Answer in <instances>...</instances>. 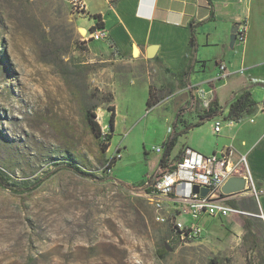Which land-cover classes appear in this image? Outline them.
<instances>
[{
  "label": "rangeland",
  "instance_id": "374dc122",
  "mask_svg": "<svg viewBox=\"0 0 264 264\" xmlns=\"http://www.w3.org/2000/svg\"><path fill=\"white\" fill-rule=\"evenodd\" d=\"M1 19L0 170L11 183L25 187L69 159L94 178L59 169L29 193L0 187V264L257 261L264 252V229L257 213L251 216L255 235H244L247 214L203 216L195 222L205 234L179 241L171 238L168 224L156 220L154 206L135 186L157 169L161 153L155 147L167 138L176 110L186 108L179 109L178 129L197 120L201 103L197 98L189 101L184 80L149 63L118 60L113 52L105 53V40L85 45L81 27L88 30L92 21L73 13L68 0H18L1 9ZM206 50L204 80L213 77L217 55V49ZM247 77L238 73L229 84L242 87ZM226 88L218 90L220 99ZM111 104L114 129L108 149L102 151L84 114L94 108L107 132L106 108ZM223 118L206 119L179 135L172 161L185 145L202 154L218 149L223 132H215L214 124L219 119L222 126ZM112 156L116 161L108 173ZM179 219L193 222L187 209ZM163 247L168 251L160 258L157 250Z\"/></svg>",
  "mask_w": 264,
  "mask_h": 264
},
{
  "label": "crops",
  "instance_id": "0c3cea01",
  "mask_svg": "<svg viewBox=\"0 0 264 264\" xmlns=\"http://www.w3.org/2000/svg\"><path fill=\"white\" fill-rule=\"evenodd\" d=\"M83 2L90 15L94 13L101 15L102 28L107 34V38L103 39L106 42L105 53L113 52L118 60L123 62L149 63L154 69L166 70L172 75H176L188 56V23L196 25L197 62L187 79L191 85L197 87V90L209 92L212 99L215 98L222 107L223 112L217 117H224V123L219 126L217 133L222 131L223 135L217 140L219 145L216 146L219 148L212 149L209 154H202L188 145L184 148L202 155L227 149L231 152L232 161L237 160L240 155H245L248 168L258 188L263 192L257 201L253 197L245 196L230 203L237 207L241 206L250 217L254 215L253 213H261L262 217L258 215L257 217L261 218L264 229V0L243 2L83 0ZM90 6L93 8L92 11L89 9ZM210 15L213 16L211 19ZM93 23L92 21L90 26ZM236 23L238 30L244 29V39L243 41L235 39L231 47L228 45L230 30ZM81 28L86 30L84 26ZM151 49L153 56L148 57ZM206 49H217V55L213 57V77L204 80L201 78L208 60ZM228 49H231L229 55ZM219 64H224L226 70V76L222 79L216 78ZM243 72L247 73L248 77L243 81L242 87L230 86L229 79ZM177 79L185 81L183 78ZM223 87L227 88L220 99L218 90ZM244 88H249L251 98L256 102L254 111L244 114L238 121L226 119L229 102ZM216 121L219 122V119ZM233 219L236 218L233 216ZM202 230L205 234L206 230L203 228Z\"/></svg>",
  "mask_w": 264,
  "mask_h": 264
},
{
  "label": "built area",
  "instance_id": "2783aa9c",
  "mask_svg": "<svg viewBox=\"0 0 264 264\" xmlns=\"http://www.w3.org/2000/svg\"><path fill=\"white\" fill-rule=\"evenodd\" d=\"M68 3L73 13L89 17L94 22L92 26L95 27L96 20L88 13L83 0H68ZM90 27L81 37V41L86 45L92 40L98 41L107 38L104 28L96 27L90 31ZM236 39L243 41V28L240 30L237 28ZM225 76V66L219 64L216 78L222 79ZM208 93L202 89L195 91V96L199 99L202 108L207 107L212 99ZM219 126V122L216 121L215 132H218ZM170 131L169 128L167 132ZM155 151L162 153L163 146L155 147ZM180 157L181 160L175 163V168L172 171H165L155 177L151 189L144 191L145 198L155 208L156 220L168 224L172 239L186 241L202 237L203 230L195 220L203 215L207 217L249 215L247 211L230 203L245 196L253 197L257 201L263 192L258 188L248 168L245 155H240L237 160L232 161L231 152L227 149L210 155H202L189 148H183ZM233 176L244 179L243 189L237 192L223 193L222 185ZM193 186H197L199 190L206 188V194L202 196L199 192H193ZM186 209L193 222L185 223L179 219ZM257 215L262 217L261 213Z\"/></svg>",
  "mask_w": 264,
  "mask_h": 264
},
{
  "label": "trees",
  "instance_id": "16d2710c",
  "mask_svg": "<svg viewBox=\"0 0 264 264\" xmlns=\"http://www.w3.org/2000/svg\"><path fill=\"white\" fill-rule=\"evenodd\" d=\"M17 1L18 0H0V23L2 20L1 19V9H3V7H9ZM111 1L115 2L116 0H111ZM91 16L96 20V24H95V27L94 26L90 27V31H93L94 28L96 27L98 28L103 27V22L101 20V15L99 13H94ZM209 17L211 19L213 16L210 15ZM235 25H237V23ZM187 27L189 30L188 56H187L186 62L181 67V69L176 73V75L178 78H181V79L183 78L185 79V81L187 80L188 91H189V101H191L192 99L196 98L194 94V90L196 89V86L191 85L188 82L187 78L193 72L194 65L197 62L196 53H197L198 43H197L196 32H195L196 25L190 22L188 23ZM203 64H204V61H202V65ZM151 97H152V91H151V86H149L148 98L146 100L147 107L151 106ZM255 106H256V102L252 100L251 94L249 92V88H244L240 91L239 94H237L232 99V101L229 102L227 106L228 109H227V114L225 118L229 120H233V121H238L244 114L252 113L255 109ZM106 109L109 113L107 132L102 131L101 125L97 121L96 112L94 108L87 109L84 114L85 121L88 124L92 134L96 138L100 139V148L102 151H106L109 147V143H110L109 141L113 133L114 122H115L114 106L112 104L108 105ZM179 109L181 111L186 110V108L183 106H181L180 108L176 110L172 129L168 133L166 140L162 144L163 152L161 153L159 157L157 169L147 179H143L137 184H135L136 187L142 188L143 192L149 191L151 189V184L155 177H157L158 175L162 174L165 171H172L175 168V163L181 160L180 155L182 154L183 149L177 152V154L175 155L176 159L174 161H172V158H170L171 152L176 144V140L178 136L181 134L187 133L190 129L196 126H199L206 119H210L212 117L221 115L223 112L222 107L218 104L217 100L213 98L211 99L207 107L202 108L201 111L197 112V120L195 122L189 123V124L182 123L181 128L178 129L180 125V124H177V117L180 113ZM115 161H116L115 156H112L107 161L106 169H108V173L111 172V168L113 164L115 163ZM59 169H65L75 175H79L84 178H94V175L92 173L85 172L84 170H82L81 166L75 163V161L64 159V164H61L60 166L57 165V167L54 170H51L50 172L46 173L41 178L35 180L31 185H28L25 187H21L20 185H17L16 183H11L9 180V177L0 170V187L8 189L12 193H22V192L29 193V192L34 191L42 183L43 180H45L49 175H51L52 173H54L55 171ZM232 205H235V204L233 203ZM251 226H252L251 217L245 216L243 218V224H242V227L245 230L244 235H246L247 233H252V235H255L253 230L251 229ZM167 251L168 249L166 247L158 249L157 250L158 256L160 258H163L166 255ZM210 264H214V261L211 260ZM254 264H264V252H260L258 254V259Z\"/></svg>",
  "mask_w": 264,
  "mask_h": 264
},
{
  "label": "water",
  "instance_id": "95a60500",
  "mask_svg": "<svg viewBox=\"0 0 264 264\" xmlns=\"http://www.w3.org/2000/svg\"><path fill=\"white\" fill-rule=\"evenodd\" d=\"M84 31V29H83ZM82 32V29H81ZM236 32H237V26L234 25L232 26L231 30H230V37H229V44L231 47H233L234 43H235V39H236ZM153 56V52L152 49L149 51L148 53V57H152ZM244 187V179L241 177H237V176H233L230 177L221 187V191L223 193H232V192H237L242 190ZM192 191L193 192H199L202 196H204L207 192L206 188H202V189H198L197 186H193L192 187ZM204 233V231L202 232V234ZM167 248V247H166ZM168 249V248H167Z\"/></svg>",
  "mask_w": 264,
  "mask_h": 264
},
{
  "label": "bare ground",
  "instance_id": "6f19581e",
  "mask_svg": "<svg viewBox=\"0 0 264 264\" xmlns=\"http://www.w3.org/2000/svg\"><path fill=\"white\" fill-rule=\"evenodd\" d=\"M82 31H83V29H82ZM99 116H100L99 118H102V112H100Z\"/></svg>",
  "mask_w": 264,
  "mask_h": 264
}]
</instances>
